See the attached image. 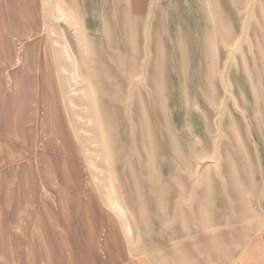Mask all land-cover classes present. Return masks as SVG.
<instances>
[{
  "label": "rangeland",
  "instance_id": "1",
  "mask_svg": "<svg viewBox=\"0 0 264 264\" xmlns=\"http://www.w3.org/2000/svg\"><path fill=\"white\" fill-rule=\"evenodd\" d=\"M125 1L92 36L83 0H0V264L177 259L264 220V0Z\"/></svg>",
  "mask_w": 264,
  "mask_h": 264
},
{
  "label": "crops",
  "instance_id": "2",
  "mask_svg": "<svg viewBox=\"0 0 264 264\" xmlns=\"http://www.w3.org/2000/svg\"><path fill=\"white\" fill-rule=\"evenodd\" d=\"M125 2V0H83L84 13H81L83 14L85 31L96 36L98 26L103 27L102 30L105 35L109 32L108 28L116 30L115 21L120 19L118 16L108 14L114 10V8L111 9V6L114 7L117 3L120 6ZM130 3L134 14H136L135 12L139 13L142 10L144 0H130ZM72 5L74 4L72 3ZM110 22L113 23L110 24ZM206 237L201 239L202 243L191 246L189 250L178 249L180 257L177 259L169 258V256V259L159 261L150 257H144L143 260L133 259L135 256L132 251L135 252L138 249L136 246L129 252L131 257L125 254L124 259H118V261L114 259L111 263H106V260H99L98 254H92V257L98 259L101 264H264V220L244 223L230 233L221 232L214 241L212 238ZM86 261H89V258L84 256L83 262Z\"/></svg>",
  "mask_w": 264,
  "mask_h": 264
},
{
  "label": "bare ground",
  "instance_id": "3",
  "mask_svg": "<svg viewBox=\"0 0 264 264\" xmlns=\"http://www.w3.org/2000/svg\"><path fill=\"white\" fill-rule=\"evenodd\" d=\"M153 183V182H152Z\"/></svg>",
  "mask_w": 264,
  "mask_h": 264
}]
</instances>
